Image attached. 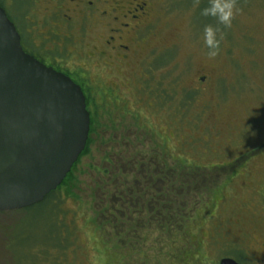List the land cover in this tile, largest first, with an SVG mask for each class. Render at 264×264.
I'll list each match as a JSON object with an SVG mask.
<instances>
[{
	"label": "rangeland",
	"instance_id": "374dc122",
	"mask_svg": "<svg viewBox=\"0 0 264 264\" xmlns=\"http://www.w3.org/2000/svg\"><path fill=\"white\" fill-rule=\"evenodd\" d=\"M151 2L152 11L136 23L142 34L123 72L168 73L166 89L182 74L176 87L182 88L184 116L192 126L180 131H192V141L183 144L184 161L177 165L188 173L183 181L190 189L178 195L176 208L167 209L170 226L158 233L151 229L146 245H138L140 238L129 225H114L111 233L112 222L99 215L111 207L98 201L93 176L82 167L74 197L66 201L60 218L72 224L73 233L59 264H218L223 258L264 264V0H234L228 27L202 14L212 0ZM0 3L28 39L41 44L43 38L59 34L60 42L49 43H61L68 62L94 56L97 40L107 38L101 29L104 22H81L67 11L72 24L55 27L59 16L44 0ZM209 26L215 32V48L205 43ZM53 48L60 49L48 47ZM202 76L207 78L205 86L198 81ZM157 149L163 152L161 146ZM91 161L84 163L102 167L97 157ZM53 227L46 211L0 215V264H58Z\"/></svg>",
	"mask_w": 264,
	"mask_h": 264
},
{
	"label": "flooded vegetation",
	"instance_id": "af4514ba",
	"mask_svg": "<svg viewBox=\"0 0 264 264\" xmlns=\"http://www.w3.org/2000/svg\"><path fill=\"white\" fill-rule=\"evenodd\" d=\"M44 2L51 5L53 13L58 14L59 18L53 23L57 28L62 23L67 26L72 24L68 22L71 20L67 13L80 16L81 22L105 23L101 29L106 31L107 38H99L94 56H82L79 63H75L77 60L68 62L61 43H49L60 42V35L54 33V28L52 33L55 38H43L41 44L36 43L38 39L34 41L23 32H17L26 54L69 78L84 97L89 130L85 148L70 172L73 171L79 178L81 168L88 169L87 173L92 174V181L96 183L98 201L111 207L109 211H112L113 223L129 225L136 239L147 240L153 234L149 232L151 229H157L156 233L165 230L166 220H170L167 209L176 208L179 205L178 195L190 189L189 183L183 181V168L177 163L183 160L180 151L183 144L192 141V131H180L181 127L192 126L188 125L191 121L184 116L187 110L184 113L182 88L176 87L180 86L178 81L182 80V74L169 81L171 86L166 89L163 84L166 85L165 75L168 73L155 74L146 69L134 76L123 72L130 66L133 45L142 34L143 29L136 23L152 11V2ZM69 7L72 10L69 11ZM51 45L60 49L49 50ZM198 81L202 86L207 84L205 76ZM168 90L173 94H169ZM194 91L198 92V89ZM172 95L175 97L172 98ZM170 101L173 106H170ZM157 146H161L163 152ZM96 157L102 167L90 168L89 163ZM190 178L195 180L197 176ZM156 225H159L158 228Z\"/></svg>",
	"mask_w": 264,
	"mask_h": 264
},
{
	"label": "water",
	"instance_id": "95a60500",
	"mask_svg": "<svg viewBox=\"0 0 264 264\" xmlns=\"http://www.w3.org/2000/svg\"><path fill=\"white\" fill-rule=\"evenodd\" d=\"M89 115L80 88L26 54L0 7V213L41 203L85 148ZM218 264H238L223 258Z\"/></svg>",
	"mask_w": 264,
	"mask_h": 264
},
{
	"label": "trees",
	"instance_id": "16d2710c",
	"mask_svg": "<svg viewBox=\"0 0 264 264\" xmlns=\"http://www.w3.org/2000/svg\"><path fill=\"white\" fill-rule=\"evenodd\" d=\"M0 7H2L1 3H0ZM79 185V181H78V177L75 176L74 172L71 171L66 178L64 179V181L62 182V184L56 189V191L50 193L41 203L33 206V207H29L26 209H23L21 211H17V212H11V213H21L23 212V214L26 213H31V212H40V214L44 213V211L47 212V215L49 218L53 219L54 222V236L56 238V250L59 251V253H57L55 256H58L56 263H60L59 258H63L65 253H66V245H67V241H68V236L72 235L73 231H71L70 226L72 225H68L66 223V221H62V219L60 220V218L63 217V215L66 213L65 209H64V204H66V201L68 199H73L74 195L72 193L73 190L77 189V186ZM94 213L95 211L92 210ZM112 211H109V209H106V211H104V213L99 214L101 217H103V220L105 219V222H109L111 224V233H115L114 229L116 228L115 223H113V218H112ZM9 213H0V215H7V214H11ZM104 222V221H103ZM69 228H68V227ZM125 226V225H122ZM159 226V225H158ZM166 227H169L170 225L167 223L165 225ZM121 227V226H119ZM68 229V231H67ZM99 229V228H98ZM167 231V229H166ZM127 244L128 242H131V240H126ZM138 242V245H146V240L144 239H139V241H135Z\"/></svg>",
	"mask_w": 264,
	"mask_h": 264
},
{
	"label": "clouds",
	"instance_id": "9594fccd",
	"mask_svg": "<svg viewBox=\"0 0 264 264\" xmlns=\"http://www.w3.org/2000/svg\"><path fill=\"white\" fill-rule=\"evenodd\" d=\"M234 0H212L211 7L203 10L202 14L205 16H213L226 27L231 26V20L234 16ZM205 43L210 48H215L217 42L215 39V32L212 27H206L204 30ZM209 55L214 56L215 52Z\"/></svg>",
	"mask_w": 264,
	"mask_h": 264
}]
</instances>
